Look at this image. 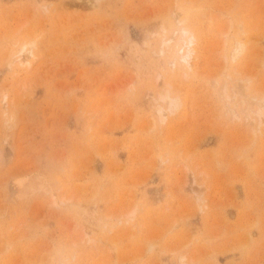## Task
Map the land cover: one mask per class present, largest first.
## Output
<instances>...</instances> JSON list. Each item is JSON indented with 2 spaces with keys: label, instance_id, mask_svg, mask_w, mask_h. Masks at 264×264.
<instances>
[{
  "label": "rangeland",
  "instance_id": "rangeland-1",
  "mask_svg": "<svg viewBox=\"0 0 264 264\" xmlns=\"http://www.w3.org/2000/svg\"><path fill=\"white\" fill-rule=\"evenodd\" d=\"M223 85L264 96V0H0V264H264V116Z\"/></svg>",
  "mask_w": 264,
  "mask_h": 264
},
{
  "label": "bare ground",
  "instance_id": "bare-ground-1",
  "mask_svg": "<svg viewBox=\"0 0 264 264\" xmlns=\"http://www.w3.org/2000/svg\"><path fill=\"white\" fill-rule=\"evenodd\" d=\"M186 32L184 30L182 31L179 45L175 50V58L181 63L179 66H182V64L189 65L194 52V38L190 35L186 36ZM241 49V45H237L234 49L233 57L237 56L241 52ZM171 64H174V61H171ZM235 87L223 85L221 96L225 105L228 107L227 110L231 112L233 117H236L239 111L244 114L245 118L256 119L260 122L264 116V96L259 98L255 95L244 94L239 92L241 90L238 91V88ZM240 89L244 88L241 87ZM156 100L160 102L158 106L159 110H174L179 103L178 98L172 95L168 88L157 91Z\"/></svg>",
  "mask_w": 264,
  "mask_h": 264
}]
</instances>
